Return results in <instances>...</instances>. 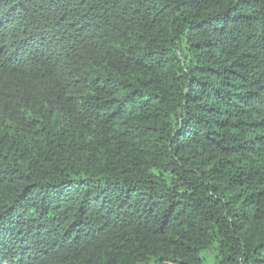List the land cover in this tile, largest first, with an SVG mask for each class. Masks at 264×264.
I'll return each mask as SVG.
<instances>
[{
  "label": "trees",
  "instance_id": "16d2710c",
  "mask_svg": "<svg viewBox=\"0 0 264 264\" xmlns=\"http://www.w3.org/2000/svg\"><path fill=\"white\" fill-rule=\"evenodd\" d=\"M206 251L264 264V0H0V264Z\"/></svg>",
  "mask_w": 264,
  "mask_h": 264
},
{
  "label": "rangeland",
  "instance_id": "374dc122",
  "mask_svg": "<svg viewBox=\"0 0 264 264\" xmlns=\"http://www.w3.org/2000/svg\"><path fill=\"white\" fill-rule=\"evenodd\" d=\"M182 55H185V49L181 51ZM203 257L206 260V264H216L215 257L212 251H206L203 253Z\"/></svg>",
  "mask_w": 264,
  "mask_h": 264
}]
</instances>
